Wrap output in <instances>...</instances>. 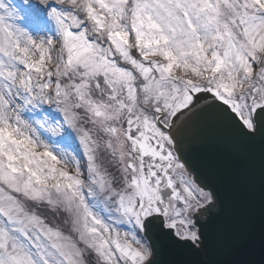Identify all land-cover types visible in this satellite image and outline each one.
<instances>
[{
    "label": "snow or ice",
    "instance_id": "1",
    "mask_svg": "<svg viewBox=\"0 0 264 264\" xmlns=\"http://www.w3.org/2000/svg\"><path fill=\"white\" fill-rule=\"evenodd\" d=\"M197 123L248 162L192 159ZM256 249L264 264V0H0V264Z\"/></svg>",
    "mask_w": 264,
    "mask_h": 264
},
{
    "label": "water",
    "instance_id": "2",
    "mask_svg": "<svg viewBox=\"0 0 264 264\" xmlns=\"http://www.w3.org/2000/svg\"><path fill=\"white\" fill-rule=\"evenodd\" d=\"M186 141L188 147V154L194 160H202L209 156H218L224 163L233 168H239L244 166L248 161L244 156L234 155L222 135L213 127L197 123L191 127L186 133ZM256 172H257V203L259 200V160H256ZM250 259L259 262L260 254L259 250H254Z\"/></svg>",
    "mask_w": 264,
    "mask_h": 264
}]
</instances>
